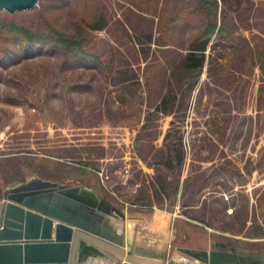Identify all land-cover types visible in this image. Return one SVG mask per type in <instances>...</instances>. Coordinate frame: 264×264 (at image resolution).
I'll use <instances>...</instances> for the list:
<instances>
[{"label":"rangeland","instance_id":"1","mask_svg":"<svg viewBox=\"0 0 264 264\" xmlns=\"http://www.w3.org/2000/svg\"><path fill=\"white\" fill-rule=\"evenodd\" d=\"M216 1L0 11V204L37 177L157 217L168 256L264 253V0Z\"/></svg>","mask_w":264,"mask_h":264},{"label":"water","instance_id":"2","mask_svg":"<svg viewBox=\"0 0 264 264\" xmlns=\"http://www.w3.org/2000/svg\"><path fill=\"white\" fill-rule=\"evenodd\" d=\"M38 0H0V11L33 9ZM116 215H115V214ZM123 214L92 188L69 187L37 177L4 191L0 204V264H94L109 259L88 243L125 246L111 218ZM165 264H264V253L176 248ZM110 264H120L109 259ZM126 264V263H125Z\"/></svg>","mask_w":264,"mask_h":264},{"label":"crops","instance_id":"3","mask_svg":"<svg viewBox=\"0 0 264 264\" xmlns=\"http://www.w3.org/2000/svg\"><path fill=\"white\" fill-rule=\"evenodd\" d=\"M115 208L123 214V218L119 216H117L119 220L111 218L112 227L117 234L123 235L125 246L115 248L99 239H89L88 243L97 247L109 259L120 262V264H165L169 258L167 255L169 236L161 228H159L161 232H158L156 237L154 236L153 226L159 222L158 218L150 219L143 215L133 214L128 209ZM109 259H100L94 264H110Z\"/></svg>","mask_w":264,"mask_h":264},{"label":"trees","instance_id":"4","mask_svg":"<svg viewBox=\"0 0 264 264\" xmlns=\"http://www.w3.org/2000/svg\"><path fill=\"white\" fill-rule=\"evenodd\" d=\"M199 2H200V5L197 8V11H202V9H205L204 11L207 12L209 10H211V11L214 10L215 11L217 9V1L216 0H199ZM223 2L225 3L226 0H223ZM208 14H209V12H208ZM208 27H209V29L214 30L215 25L212 22H210L209 25H208ZM209 35H210V33H206L205 34V36H207V37ZM34 38L35 39L29 40L30 43H28V44H31V41L34 42V40H36L38 37H34ZM62 38L65 39V40H63V42L66 41V39H68L65 36L62 37ZM39 42L40 43H43L44 41L42 42V39L41 40L39 39ZM186 65L188 67L194 68V69H197V68L202 67V65H203V56H201L199 58H195V56L193 55V53H189V55H187Z\"/></svg>","mask_w":264,"mask_h":264},{"label":"flooded vegetation","instance_id":"5","mask_svg":"<svg viewBox=\"0 0 264 264\" xmlns=\"http://www.w3.org/2000/svg\"><path fill=\"white\" fill-rule=\"evenodd\" d=\"M213 247H215L216 249H220V250H223V251H233L235 253H238V254H241V253H258V254H262L260 252H251V251H248V250H245L243 248H238V247H233L231 246L230 244H226V243H219V242H215Z\"/></svg>","mask_w":264,"mask_h":264},{"label":"bare ground","instance_id":"6","mask_svg":"<svg viewBox=\"0 0 264 264\" xmlns=\"http://www.w3.org/2000/svg\"><path fill=\"white\" fill-rule=\"evenodd\" d=\"M116 215V214H115ZM116 219V218H115ZM117 219H118V217H117ZM119 220V219H118ZM116 221V220H115Z\"/></svg>","mask_w":264,"mask_h":264}]
</instances>
